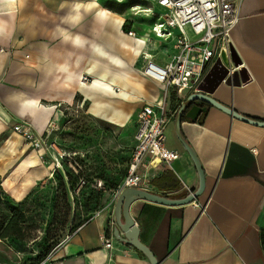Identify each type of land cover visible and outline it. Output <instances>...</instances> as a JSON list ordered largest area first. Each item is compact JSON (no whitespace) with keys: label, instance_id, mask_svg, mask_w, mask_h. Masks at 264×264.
I'll return each mask as SVG.
<instances>
[{"label":"crops","instance_id":"crops-1","mask_svg":"<svg viewBox=\"0 0 264 264\" xmlns=\"http://www.w3.org/2000/svg\"><path fill=\"white\" fill-rule=\"evenodd\" d=\"M103 3L123 5L108 0H0V50L9 45L18 49L11 54L0 51V150L4 151L0 156H8L6 161L0 160V177L10 186L17 172H29L38 163L11 126L26 121L36 131H45L63 114L58 106H72L77 95L87 101L80 80L90 66L130 83L140 82L146 93L139 96L145 98L139 110L162 97V88L141 75L144 65L137 72L134 67L137 59L149 54L164 66L176 53L174 46H147L143 41L137 47L135 38L139 36L125 35L133 47L122 48L110 24L113 17L126 15L111 12ZM239 10L240 21L231 32L227 58L232 68L242 65L250 81L239 86L222 83L211 98L261 122L264 0H243ZM77 16L79 20L74 22ZM65 34L79 36V43L66 41ZM88 77L91 81L96 78ZM202 107L206 110L195 121L182 119L181 132L205 172V192L184 206L137 200L130 207V216L139 227L141 242L159 264H264V127L241 122L216 107ZM168 124L171 141L165 131L166 147L178 151L181 158L170 165L150 167V184L144 188L183 199L197 190L199 176L176 137L174 118ZM37 176L30 172L25 178L18 190L19 203L29 195L26 189ZM114 207L106 206L89 218L57 256L44 264H150L143 253L115 238L112 249L103 248L101 237H113L116 227Z\"/></svg>","mask_w":264,"mask_h":264},{"label":"rangeland","instance_id":"rangeland-1","mask_svg":"<svg viewBox=\"0 0 264 264\" xmlns=\"http://www.w3.org/2000/svg\"><path fill=\"white\" fill-rule=\"evenodd\" d=\"M122 4H102L113 13L126 15L125 27L121 25L118 28L115 21L110 24L122 48L129 45L130 48L133 47L132 40L124 37L131 31L135 36L144 37L146 41L148 39L145 43L147 46L174 45L173 40L156 39L150 33L156 19L154 14L164 16L166 13L164 10L150 1L125 0ZM132 6L140 10L133 12ZM3 49L7 54L18 50L11 45ZM137 60L135 71L145 64L143 57ZM138 78L144 84L142 78ZM91 80L92 78L86 77L87 83ZM144 90L145 88L140 96L146 93ZM144 99L138 96L136 101L122 104L110 100L111 106L129 113L130 116L123 126L110 125L91 116L89 110L91 104L88 107V101H81L79 95L72 106H58V110L63 114L58 121H53L55 129L49 140L55 146L50 154H45L44 151L34 152L30 148L29 153L36 156L38 163L29 172H17L18 174H15L17 176L12 179V186L8 180L3 182V178L0 177V233H2L13 215L9 207L19 205L18 190L26 183L23 181L29 177L30 172L32 175L34 173L38 175L35 177L37 181L26 189L30 196L24 205L19 207V213H24L26 217L25 239L19 240L14 237L0 239V264H31V260H35L46 249L52 247L48 258L42 262L48 263L57 256V251L68 241L72 233L89 218L106 206L114 207V194L127 177L128 167L133 158L135 133L133 120ZM40 133L44 134V131ZM166 136L168 138V130ZM170 139L167 140L170 142ZM3 152L0 150V153ZM6 159L7 155L0 156L1 161ZM7 174H4L5 178L10 173ZM61 176L64 179L66 177V182L69 181L68 186ZM83 180L87 182V186H81ZM19 213L15 214V217H18Z\"/></svg>","mask_w":264,"mask_h":264},{"label":"built area","instance_id":"built-area-1","mask_svg":"<svg viewBox=\"0 0 264 264\" xmlns=\"http://www.w3.org/2000/svg\"><path fill=\"white\" fill-rule=\"evenodd\" d=\"M108 1L122 4L125 0ZM139 1L155 2L166 12L164 16L153 13L156 19L150 33L156 39L173 40L176 53L164 66L158 65L151 54L149 58L143 59L145 64L141 75L159 85L163 95L158 101L143 105L136 113L133 158L127 177L115 192V199L123 188L145 189L150 184L147 171L150 167H156V163L170 165L181 158L178 151L166 147L165 131L168 123L175 117L183 100L196 93V88L212 67L218 61L223 62L222 56L227 59L231 73L242 68V65L230 67L227 55H231L230 35L240 21L239 9L243 0ZM128 36L134 37L135 34L131 31ZM47 127L41 134L26 121L11 126L12 131L34 152L44 151L45 154L55 146L49 140L55 129L54 122H50ZM85 184V181L81 182V186ZM113 240L112 236H102L103 248L112 249Z\"/></svg>","mask_w":264,"mask_h":264},{"label":"water","instance_id":"water-1","mask_svg":"<svg viewBox=\"0 0 264 264\" xmlns=\"http://www.w3.org/2000/svg\"><path fill=\"white\" fill-rule=\"evenodd\" d=\"M223 62L218 61L215 64L204 81L196 88V93L190 94L183 100L180 105V109L174 117L175 134L177 139L181 142L187 154L191 157L193 164L199 176L198 188L194 192H191L183 199H172L170 197L160 196L153 192H149L145 189L139 188H123L115 200L114 207V221L116 227L113 231V237L118 242H123L129 246H132L135 250L143 253L148 259L150 264H159L154 254L148 250V248L141 242L139 236V227L136 222L130 216V207L137 200H143L149 203H155L162 206H184L195 202L205 192V172L202 169L201 163L197 155L190 144L184 139L181 127L182 119L187 117L191 121H195L197 117L205 112L206 108L202 105H208L216 107L227 115H231L234 119L241 122H247L249 124L264 127V121H256L248 117H244L238 114L231 108H227L218 103L211 96L215 89L222 83L226 85H244L249 79V75L245 69L239 71L230 72L228 69L227 59L222 56Z\"/></svg>","mask_w":264,"mask_h":264},{"label":"bare ground","instance_id":"bare-ground-1","mask_svg":"<svg viewBox=\"0 0 264 264\" xmlns=\"http://www.w3.org/2000/svg\"><path fill=\"white\" fill-rule=\"evenodd\" d=\"M138 9V7H133L131 11H138ZM139 12L146 13L145 11ZM123 18L121 16L113 17L112 20L115 21L118 25H120L124 20ZM135 40L136 43H138L137 47H140V43L146 41L142 37H136ZM147 58H149V55L144 56V59ZM88 76H96V78L90 83H87L86 77ZM125 80V78H121L118 76H109L108 73L105 71L98 72L96 67L93 65L87 69L84 76L81 77L80 82L82 87V93L85 94L87 101L89 100L91 102V106L89 108L91 116L98 120L105 121L110 125H124L127 118H129L130 116L129 113L124 112L122 109H116L111 106L112 104L110 103V100H115L117 103H121L120 101L133 102L137 100L138 96H140V94L142 93L141 91L143 90L142 84L140 82L136 81L130 83V81ZM117 89H119L120 91L118 92Z\"/></svg>","mask_w":264,"mask_h":264},{"label":"trees","instance_id":"trees-1","mask_svg":"<svg viewBox=\"0 0 264 264\" xmlns=\"http://www.w3.org/2000/svg\"><path fill=\"white\" fill-rule=\"evenodd\" d=\"M137 1V0H136ZM136 6V5H134ZM133 7V6H132ZM126 26V23L124 24L123 27ZM56 173V170L54 172V174ZM63 181L65 182V184H67V186L69 185V181L66 182L64 177L61 176ZM68 179V178H67ZM85 181V180H83ZM63 182V183H64ZM85 186H87V182L85 181ZM30 196V194L28 196H26L23 199V202L18 203L19 205L17 207H9L11 209L12 212V217L8 220L7 222V226L6 228L3 230L2 233H0V239H8V237H14L16 239L19 240H24L25 239V222H26V217L24 215V213H19V207L23 206L25 201L28 199V197ZM19 213L18 217H15V214ZM52 247L46 249L41 256H39L38 258H36L35 260H31V264H41L44 260H46L48 258V254L51 252Z\"/></svg>","mask_w":264,"mask_h":264},{"label":"clouds","instance_id":"clouds-1","mask_svg":"<svg viewBox=\"0 0 264 264\" xmlns=\"http://www.w3.org/2000/svg\"><path fill=\"white\" fill-rule=\"evenodd\" d=\"M76 11H77V13H78V12H79V9L77 8ZM73 20H74V22H78V20H79V16L74 17ZM0 31H2V29H0ZM61 31H63V30H61ZM65 40H66V41L71 40L73 43H79L80 37H79V36L72 37V36L69 35V34H65Z\"/></svg>","mask_w":264,"mask_h":264}]
</instances>
